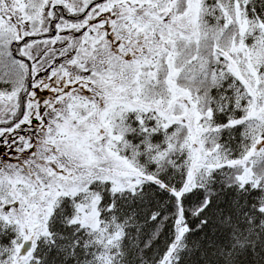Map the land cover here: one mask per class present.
Segmentation results:
<instances>
[{
  "label": "snow or ice",
  "instance_id": "snow-or-ice-1",
  "mask_svg": "<svg viewBox=\"0 0 264 264\" xmlns=\"http://www.w3.org/2000/svg\"><path fill=\"white\" fill-rule=\"evenodd\" d=\"M71 128L70 143L56 139ZM193 150L217 162L190 211ZM249 168H264V0H0V264H123L136 213L112 214L119 200L149 203V185L172 198L161 207L176 202L158 264H181L176 242L221 194L217 178L241 217H222L219 254L264 264V195L244 198L264 179L229 175ZM93 207L96 226L81 220ZM105 213L123 230L110 244Z\"/></svg>",
  "mask_w": 264,
  "mask_h": 264
},
{
  "label": "trees",
  "instance_id": "trees-1",
  "mask_svg": "<svg viewBox=\"0 0 264 264\" xmlns=\"http://www.w3.org/2000/svg\"><path fill=\"white\" fill-rule=\"evenodd\" d=\"M148 167L153 171L155 170L151 164ZM248 170V172H241L239 169H233L229 172V175L242 181H251L253 185L258 184L260 180L264 179V168L257 169L256 171H252L251 168ZM169 177H173L174 181L181 179L175 173L166 172L164 179H168ZM193 188L196 191H191L190 195H187L184 199V208L190 211L198 208L205 199V193L201 190L203 186L196 184L194 175L188 180L186 190ZM214 188L221 192V194L213 197L212 204L203 213V216L193 218V216L188 215L187 219L193 231L185 239L176 242L177 246L173 252V260L178 255L181 264H225V259L219 254V249L231 243V241L230 226L226 219H222V217L226 218L231 215L232 224H235L241 217L238 216L232 204L235 189L222 191L219 178H217ZM145 192H155L156 195L150 196L149 203L144 204L139 201L131 204L128 201L119 200L116 211L112 214L119 217L120 220H125L131 216L132 212L136 213L135 218L129 221L134 227L126 228L127 239L124 241V247L129 255L125 258L123 264H158V260L165 252L166 246L172 241L173 221L175 217L170 216L168 220L164 221L163 216L176 211L174 208L176 202L172 201L171 204L161 207L164 201L171 200L172 198L151 185L145 187ZM260 195H264V192L253 193L244 198L248 199L251 205L256 197ZM104 202L106 205L108 200L105 199ZM152 210L160 211L161 219L155 222H147ZM204 217L209 219V223L201 231H195L199 220ZM257 218L258 220L260 219L259 217ZM149 241H151V247L146 248L145 245ZM133 244L137 245V247H132ZM185 246L188 249L187 251L183 250ZM139 249H144L142 253L143 259L140 258L141 253ZM240 259L244 261V264H248V260L251 258L241 257ZM236 264H240V260H237Z\"/></svg>",
  "mask_w": 264,
  "mask_h": 264
},
{
  "label": "rangeland",
  "instance_id": "rangeland-1",
  "mask_svg": "<svg viewBox=\"0 0 264 264\" xmlns=\"http://www.w3.org/2000/svg\"><path fill=\"white\" fill-rule=\"evenodd\" d=\"M64 132H65V135L63 137H56V139L58 141H60L62 144H68V143H70V138L73 137V134L75 132H77V130L75 128H71V129H65ZM132 140H135L137 143H139V141H138V139L136 137H133ZM160 140H161V137H154L153 138V142L154 143L159 142ZM200 143H201V147H203V141H201ZM192 155H193L194 160L197 161L196 165L193 167L192 176L193 175L195 176V181H196V183L198 185L203 186L200 183L201 179L203 178V176L207 175L209 168L210 167H214L215 163L217 161L216 160H211V161H208V163H205L204 162V157L201 156L200 152L196 151V150H193ZM177 158H179V157H177ZM147 161H148V157H147V155H145L143 157L142 162L147 164ZM201 169H203V173L202 174H201ZM248 171L249 170H247L245 172H248ZM116 175H124V174L117 172ZM133 175H135V174L133 173ZM100 178L103 179V178H106V177L101 176ZM123 183L125 184V186L129 183V181H128V179L126 177L124 178ZM95 212H96V209L93 207L88 214H86V215L81 217V220L84 223H86V224H89L91 226H96V219L97 218H96ZM104 220L105 221H109V227H111L112 231L111 232H101L99 235L104 238L103 242L105 244L114 243V242H116L115 241V237L117 236V234L120 233L123 230L122 229H118V228L115 227V222H111L110 221V217H109V215L107 213H105V215H104ZM119 222L121 224H124L125 220H120L119 219ZM125 227L127 228L126 225H125ZM126 235H127V232H126ZM103 254L105 256L107 255V253H103Z\"/></svg>",
  "mask_w": 264,
  "mask_h": 264
}]
</instances>
